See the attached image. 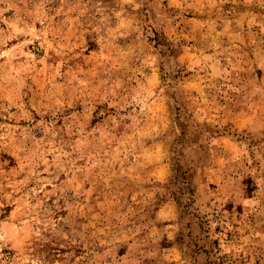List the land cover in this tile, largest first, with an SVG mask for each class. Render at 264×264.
<instances>
[{"label": "rangeland", "instance_id": "obj_1", "mask_svg": "<svg viewBox=\"0 0 264 264\" xmlns=\"http://www.w3.org/2000/svg\"><path fill=\"white\" fill-rule=\"evenodd\" d=\"M0 264H264V0H0Z\"/></svg>", "mask_w": 264, "mask_h": 264}]
</instances>
